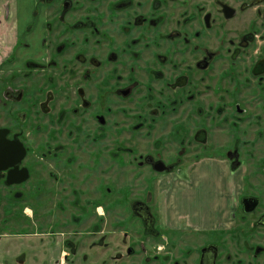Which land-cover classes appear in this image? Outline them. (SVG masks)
Wrapping results in <instances>:
<instances>
[{
	"label": "flooded vegetation",
	"instance_id": "flooded-vegetation-1",
	"mask_svg": "<svg viewBox=\"0 0 264 264\" xmlns=\"http://www.w3.org/2000/svg\"><path fill=\"white\" fill-rule=\"evenodd\" d=\"M21 15L0 63V205L9 208L0 231L19 202L57 197L47 215L67 211L73 228L37 237L54 238L41 264L53 262L56 246L58 264H83L89 255L74 246L95 237L88 246L101 247L137 218L161 236L150 203L157 180L169 249L155 258L264 264V0H39V45L25 43L30 51L8 76L5 60L28 29ZM23 69L39 72L30 95ZM10 78L23 80L5 84ZM125 198L129 209L105 224ZM128 235L114 257L135 251L144 254L139 264H151L139 237L131 233L134 246L124 247ZM25 254L12 255L22 263Z\"/></svg>",
	"mask_w": 264,
	"mask_h": 264
},
{
	"label": "rangeland",
	"instance_id": "rangeland-1",
	"mask_svg": "<svg viewBox=\"0 0 264 264\" xmlns=\"http://www.w3.org/2000/svg\"><path fill=\"white\" fill-rule=\"evenodd\" d=\"M48 11L49 9H47V7L44 8V12L46 14H48ZM20 15L22 17L23 25L26 26L28 24L27 25L28 29H26L24 33L22 34L23 36L22 40L18 43L17 45L18 48L14 52L13 56L9 58L8 60L7 59L5 60V63L7 65L5 63L4 64L6 65L8 76H10V70L14 68L15 61L13 62V60L16 57H19L20 53L30 51L28 46H27L28 48H25V43H30L33 45V47H38L39 45V0H0V61L4 60L7 57V55L12 51V46L14 45V42H15L14 40H15V32H16L15 30L16 29L15 27L16 18L19 17ZM22 71L23 72H20L19 75L21 77H24V82H23L24 84L22 85V87L24 88L23 90L27 93V95L35 93L39 87V72L29 71L26 69H23ZM4 74H6V71L4 72ZM21 80H23V78L22 79L20 78L18 81H13V79L10 78V80H5L6 81L5 84H7L9 81L14 86H18V84H21ZM0 88H1V82H0ZM33 138H34V144H35V142L39 140V136L33 135ZM31 159H33L34 163L36 164L35 172H34L35 174H34L32 183L39 184V151L37 153L33 152ZM151 185H152L151 193H150V196L152 197L150 200L151 210H152V213L156 221L155 228L160 230L159 233L161 234V236L152 234L150 231L147 230V227L142 222V220L140 218H137L135 222L130 221V222L123 224L121 229H119L118 233L114 237H111L105 240L101 247L97 246V244H95L93 248L88 246L90 244L91 246L93 245L92 242L95 239V237L86 238L85 242L80 243L77 246H74L79 252H86L89 255V258L87 259L86 262H83V264H100L101 262L106 261V260L108 261L105 264H115V263L139 264L140 261L138 260L142 258V256L144 255L143 253L142 255V254H137L135 251H133L130 257H125L123 259L114 257L116 251H118L116 245H119L118 247L120 248L122 247L121 246L122 244H120L121 237H122L121 235H123L125 231L129 232V235H128L129 242H127L124 245V247H127L128 245L131 247L134 246V242L130 243V236L132 233L133 238L135 240L137 237H139V240L142 241L143 247L141 248L143 250H146V253H148L147 256L151 254L150 257L151 256L153 257L152 260L154 261H152L151 264H172L173 263V262L172 263L167 262L169 259L162 257V256H159L158 258L154 257V255L156 254L165 255V251L168 250L169 247H168V244L164 242L165 240L164 236H166L165 234H166L167 229H166V226L163 225L164 223H162L160 219L161 215L164 212H167V209H161V206L156 201L157 192H158L157 180L154 181ZM143 186L145 185L141 184V188ZM205 186L210 187V185L206 183H205ZM213 186L220 188L221 183L214 184ZM56 193H57L56 190L54 192H50V196L56 197L57 196ZM57 199L58 198L56 197V199L49 200L45 203V205H41L39 200H36V199L35 200L25 199L24 201L19 202L16 205V208L14 210L10 211L11 212L9 215L10 221L7 222V225L9 227L7 229L2 228V230L0 231V235L3 236L0 238V242L4 243L5 242L4 236L7 237V234H9L8 237L12 239L9 244L10 246L7 245V247L11 248L12 254H14V252H16V250H18L19 248L23 249L26 253L25 256L23 257L25 261L21 263L20 261H16V259L13 258L12 254L11 256H8V254H3V257L5 258V263L2 262L3 260H0V264H41L43 250H44V255L47 254L46 251L50 252V255H51L52 250L49 248L50 245L47 242L54 241L53 236H51L50 238H47L46 243H41V244H39V239L37 237H39L40 235H45L44 233L46 231H49V229L52 227H54L52 229H55L56 231L62 232L64 234L69 233V231H71V229L73 228L72 222L70 223V220H69L70 214L67 211H60L56 209L54 213L47 215L48 210L50 208H53L55 206L57 207V202H58ZM9 202H12V200H9ZM219 202H221V200L220 201L217 200L215 205ZM2 203H4V201H2ZM130 203H131V200L125 198L121 203L119 202L116 205L115 209L112 208L111 210H109L106 213L108 217H107V222L105 221V224H108L109 220L118 217V215H120L122 211L128 210L130 207ZM171 209L172 207L168 211H170ZM5 210L9 211V208L8 207L3 208V206L0 205V218L2 216H6V217L8 216L7 214H5ZM68 220H69V228H68V225H66V222H68ZM40 223L41 225L44 226V228H42L41 230L39 229ZM91 223L92 221L88 223L86 222L82 226L90 227ZM158 224H161L162 227L158 226ZM25 226H29L31 229H29L26 232L22 231V229ZM36 231H39V232H36ZM10 233L15 234V235L11 236ZM64 234L60 235V240L64 238L65 236ZM185 236L186 235H184V237ZM39 246H41L42 249H39ZM27 247H30V248L27 249ZM139 248H136V249H139ZM175 248L176 247H174L173 251L176 252V249L179 250L178 254H180L184 249V247L181 245L180 247H177L176 249ZM111 249L114 250V255L112 253L111 255L113 256L109 257L108 259H105L104 258L105 251L111 250ZM54 250L55 252L53 253V262L50 263V257H49L48 264H58L59 262H61L63 258L62 255L60 254L61 248L56 246ZM149 251L151 253H149ZM193 257H195V255H193ZM117 259L120 262H118ZM192 262L193 264L195 263L194 260H192ZM179 263L182 264L181 261ZM75 264H78V263L76 262Z\"/></svg>",
	"mask_w": 264,
	"mask_h": 264
},
{
	"label": "crops",
	"instance_id": "crops-1",
	"mask_svg": "<svg viewBox=\"0 0 264 264\" xmlns=\"http://www.w3.org/2000/svg\"><path fill=\"white\" fill-rule=\"evenodd\" d=\"M16 30V29H15ZM15 34H16V32H15ZM0 63H1V61H0Z\"/></svg>",
	"mask_w": 264,
	"mask_h": 264
}]
</instances>
